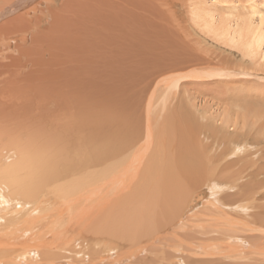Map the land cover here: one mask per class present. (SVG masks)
<instances>
[{
    "label": "bare ground",
    "instance_id": "1",
    "mask_svg": "<svg viewBox=\"0 0 264 264\" xmlns=\"http://www.w3.org/2000/svg\"><path fill=\"white\" fill-rule=\"evenodd\" d=\"M255 1L0 0V264H264Z\"/></svg>",
    "mask_w": 264,
    "mask_h": 264
},
{
    "label": "rangeland",
    "instance_id": "2",
    "mask_svg": "<svg viewBox=\"0 0 264 264\" xmlns=\"http://www.w3.org/2000/svg\"><path fill=\"white\" fill-rule=\"evenodd\" d=\"M200 2H202V3H204V5L202 6V8L203 9H205L207 12H209V14H212V11H215V8H216V5L217 4H219L218 3V0H199ZM264 2V0H256L254 3H252V7H256V6H261L262 5V3ZM251 5V4H250ZM236 6H238V5H230V7L229 8H231V7H234V10H236L237 11V14L238 13H240L241 12V10H240V8L242 7V6H238V7H236ZM215 7V8H214ZM223 7V6H222ZM221 7V8H222ZM245 7H246V9H248L250 6H248V5H245ZM218 8H219V6H218ZM225 9H227L226 7H224ZM259 9H261L260 7H259ZM232 11L233 10H230L226 15H225V17H229L228 15L229 14H231L232 13ZM215 15H217L216 13H215ZM187 17L189 16V14H187L186 15ZM255 18V17H254ZM189 24H191V21L189 22ZM191 27V26H190ZM198 44L197 45H195L194 46V48L195 49H200L201 47H203V46H205L206 44H207V42H208V40L204 37V35L200 32V34H199V39H197V40H195ZM204 48H206V49H208V47H204ZM216 48V49H215ZM215 48H209L208 50H207V53L205 54V56H211V55H213L214 53L213 52H215V54L217 55L216 57H226V55H227V53L226 52H224V51H227V49L224 47H218L217 48V46H215ZM222 48V49H221ZM213 50V51H212ZM218 52V53H217ZM233 52V51H232ZM226 54V55H225ZM207 56V57H208ZM228 56V55H227ZM230 56V55H229ZM215 56L213 57L214 58V62H216V60H217V58H216ZM233 58H234V60H233ZM231 59L233 60V63H234V65H235V63H238V60L237 59H235V57H231ZM182 86V85H181ZM222 89H223V87H222ZM193 92H195L196 90L194 89V90H192ZM192 92V93H193ZM234 92V91H233ZM230 93V92H229ZM250 94H258V92H250ZM193 97H195L196 98V103H197V101L199 102V104L201 103H203L204 101H205V99H209V97H210V94L209 93H206V92H201V93H193ZM245 95H247V94H245L244 93V91L242 90V96H245ZM186 100V99H185ZM214 102V101H213ZM217 107V106H216ZM158 121V120H157ZM156 121V122H157ZM165 121H166V123H165ZM165 121H160V125L161 124H164L165 125V127L167 128V130L168 131H172L173 132V130L172 129H170V128H172L173 126H175V124L174 123H172L171 124V120L170 119H168V118H165ZM167 130H166V132H167ZM166 135L167 134H162V136H161V140H160V144H159V147H167L168 145H169V143H165V145L163 144V140L166 138ZM159 157L160 158H162V155H161V153H160V155H159ZM180 161H184V160H190V155L188 154V152H186L185 153V155H183V156H181L180 158ZM180 164V166L182 165L183 166V162H180L179 163ZM184 165H187V164H184ZM179 166V167H180ZM261 179H264V176H261L260 177Z\"/></svg>",
    "mask_w": 264,
    "mask_h": 264
}]
</instances>
